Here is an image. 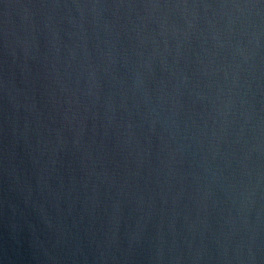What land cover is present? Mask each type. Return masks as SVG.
Wrapping results in <instances>:
<instances>
[{
  "label": "water",
  "instance_id": "95a60500",
  "mask_svg": "<svg viewBox=\"0 0 264 264\" xmlns=\"http://www.w3.org/2000/svg\"><path fill=\"white\" fill-rule=\"evenodd\" d=\"M0 264H264V0H0Z\"/></svg>",
  "mask_w": 264,
  "mask_h": 264
}]
</instances>
